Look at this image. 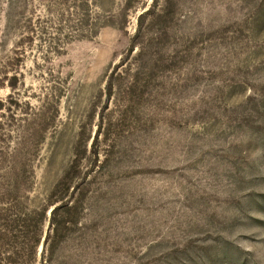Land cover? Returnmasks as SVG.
<instances>
[{
    "label": "rangeland",
    "instance_id": "obj_1",
    "mask_svg": "<svg viewBox=\"0 0 264 264\" xmlns=\"http://www.w3.org/2000/svg\"><path fill=\"white\" fill-rule=\"evenodd\" d=\"M0 264H264V0H0Z\"/></svg>",
    "mask_w": 264,
    "mask_h": 264
},
{
    "label": "trees",
    "instance_id": "obj_2",
    "mask_svg": "<svg viewBox=\"0 0 264 264\" xmlns=\"http://www.w3.org/2000/svg\"><path fill=\"white\" fill-rule=\"evenodd\" d=\"M55 210H56V208L53 209V212ZM46 214H47L46 210H44L42 213H39V218H40L39 219V222L41 224L44 222V219L46 217ZM39 242H40V237H35V239H33L32 243H31V256H33L35 254V250H36V247L39 244Z\"/></svg>",
    "mask_w": 264,
    "mask_h": 264
}]
</instances>
